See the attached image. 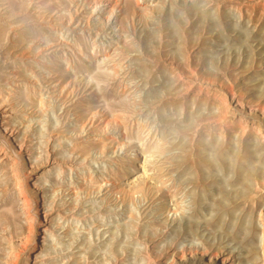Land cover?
<instances>
[{"label":"rangeland","instance_id":"374dc122","mask_svg":"<svg viewBox=\"0 0 264 264\" xmlns=\"http://www.w3.org/2000/svg\"><path fill=\"white\" fill-rule=\"evenodd\" d=\"M137 1L0 0V264H264V0Z\"/></svg>","mask_w":264,"mask_h":264},{"label":"bare ground","instance_id":"6f19581e","mask_svg":"<svg viewBox=\"0 0 264 264\" xmlns=\"http://www.w3.org/2000/svg\"><path fill=\"white\" fill-rule=\"evenodd\" d=\"M86 1H88L90 4V6H92L93 8H100V10H102V12H108L109 13V15L110 14H112V13H114L115 14V16L117 17V24L120 26V28H121V26H122V17L124 16V13H123V10H124V5H127V0H86ZM137 1V0H136ZM139 1V0H138ZM137 1V2H138ZM141 1H144V0H141ZM140 1V2H141ZM140 2H138V4H137V7H139L140 9H143L144 7H145V5L144 4H141ZM259 3V2H258ZM261 3V2H260ZM263 5H264V3H263ZM247 12H248V10H246ZM250 11V10H249ZM243 14V13H242ZM245 14V13H244ZM250 15V14H249ZM253 18V17H252ZM89 22V21H88ZM1 42V41H0ZM95 46V45H94ZM96 48V47H95ZM94 48V49H95ZM98 48V47H97ZM108 54V53H107ZM98 55V54H97ZM67 86V85H66ZM68 87V86H67ZM72 90V89H71ZM74 90V89H73ZM96 114H98V112L96 113ZM101 116V115H100ZM94 117V115L92 114V118ZM91 118V117H90ZM101 118H103L104 119V124H105V126H109V123H110V125L112 124V120H111V118L109 117V116H107V115H103V116H101ZM100 117L98 118V119H101ZM90 121V120H89ZM95 121V120H94ZM93 122V121H92ZM8 132V131H7ZM0 137L2 138V139H5V137L2 135V134H0ZM147 159V158H146ZM147 162V161H146ZM145 162V163H146ZM144 164V163H143ZM145 165V164H144ZM146 169V168H145ZM145 169H142V171H143V173L150 179V178H152L151 177V174L149 173V172H151V170L149 171H145ZM111 174V177L113 178L114 176H116V174H117V172H112V173H110ZM113 174V175H112ZM148 174H150V175H148ZM143 175V174H142ZM153 175V174H152ZM155 177H156V175H155ZM142 178V177H141ZM169 179V178H168ZM168 179H166V180H168ZM140 180V178L138 179V178H136V177H134V181L135 182H138L137 183V186H133L130 190H132V192L133 193H135V192H137V191H141V193H143V195H148L147 193L149 192L148 191V189H146V186L148 185L147 184V182H145V180H144V182H142L141 180ZM151 180V179H150ZM162 180V179H161ZM165 180V182H170V181H166ZM164 182V183H165ZM140 183L141 184H143V185H140ZM172 183V182H171ZM169 184V183H168ZM166 187H168V186H166ZM172 187V186H171ZM108 188H110V189H112V190H116V189H120V191L119 192H121L122 193V195H125L126 193H125V188L124 187H119L117 184H115L114 183V180L112 181V183H111V185L110 186H108ZM162 188H164L163 186H162ZM150 189V188H149ZM166 189V188H165ZM159 190H160V188H159ZM162 192V191H161ZM125 193V194H124ZM133 193H132V195H133ZM127 195H128V193H127ZM123 197V196H122ZM132 197V196H131ZM175 208V212H177L178 211V207L177 206H175L174 207ZM133 215V214H132ZM31 234H32V232H31ZM36 235H35V231L33 230V237H35ZM262 247L264 248V240H263V243H262ZM250 251V253H249V255H252V253H253V251H255V250H249ZM217 254V252L215 253V255ZM152 256V255H151ZM233 264H235V263H233Z\"/></svg>","mask_w":264,"mask_h":264}]
</instances>
